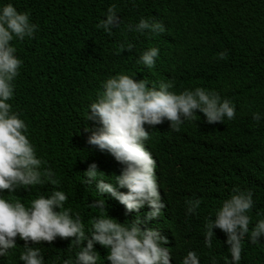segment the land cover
Wrapping results in <instances>:
<instances>
[{"label": "trees", "instance_id": "16d2710c", "mask_svg": "<svg viewBox=\"0 0 264 264\" xmlns=\"http://www.w3.org/2000/svg\"><path fill=\"white\" fill-rule=\"evenodd\" d=\"M8 2L19 11H29L32 22L39 25L33 38L12 42L23 64L10 103L26 122L28 138L43 160L50 157L46 135L84 155L73 114L85 116L101 82L110 75L135 74L134 79L145 78L156 86L171 80L177 93L196 87L215 90L235 104L234 119L209 124L197 110L200 118L185 122L179 131L167 125L151 131L158 139L154 149L163 165L159 180L169 189L157 221L168 226L160 233L167 238L172 264H182L192 250L201 264H212L217 249L214 244L205 246L204 225L234 187L253 192L252 217L264 214V119L253 118L256 112L264 114V0H0ZM112 5L121 25L108 34L97 24ZM141 18L163 22L166 31H127ZM125 41L135 48L117 55V46ZM150 47L160 49L152 69L136 63L139 53ZM225 50L227 58L220 59L217 54ZM89 153L102 157L93 149ZM52 167L63 175L66 202L76 201L71 212L79 213L92 196V187L80 174L57 163ZM178 180L181 201L172 196L169 184ZM50 188L46 182L0 195L27 205L34 196L50 194ZM196 198L202 201L199 208L186 214V202ZM38 247L46 264H62L70 256L47 244ZM22 248L18 242L7 256H0V264H23ZM98 253L97 264H106L104 251Z\"/></svg>", "mask_w": 264, "mask_h": 264}, {"label": "clouds", "instance_id": "9594fccd", "mask_svg": "<svg viewBox=\"0 0 264 264\" xmlns=\"http://www.w3.org/2000/svg\"><path fill=\"white\" fill-rule=\"evenodd\" d=\"M117 14L116 5L110 6L97 28L111 34L121 25ZM38 29L29 11H19L11 2L0 3V192L51 183L50 194L34 196L27 205L0 195V256H7L21 242L23 264H46L38 247L43 244L70 255L62 264H97L98 250L104 251L106 264H172L167 238L160 233L168 226L157 221L169 189L159 180L163 165L154 149L158 139L151 131L159 125L179 131L185 122L196 119L197 110L207 123H223L225 118H235V104L215 90L196 87L177 93L172 91L171 80L156 86L145 78L134 79L135 74L115 73L101 82L85 116L73 114L84 155L46 135L50 157L45 161L28 138L26 122L10 103L23 64L12 42L31 39ZM127 31L163 33L166 27L163 22L141 18ZM134 48V43L125 41L117 46L116 54ZM159 53L158 47H150L139 53L136 63L152 69ZM217 55L227 58L226 50ZM253 118L259 122L264 114L256 112ZM90 149L102 157L90 156ZM53 163L80 174L93 189L77 214L70 210L76 201L66 202L63 175L55 174ZM169 184L172 196L181 201L180 181ZM253 195L251 190L234 187L205 222V246L214 244L217 249L212 264H264V214L250 215ZM201 202L199 198L187 201L186 214L195 213ZM148 221L154 224L146 226ZM182 264L201 261L192 250Z\"/></svg>", "mask_w": 264, "mask_h": 264}, {"label": "rangeland", "instance_id": "374dc122", "mask_svg": "<svg viewBox=\"0 0 264 264\" xmlns=\"http://www.w3.org/2000/svg\"><path fill=\"white\" fill-rule=\"evenodd\" d=\"M154 223L153 222H146V226H149V227H151L152 225H153ZM173 231H174V234L177 236V232H176V230L174 229V227H173ZM183 254V253H182Z\"/></svg>", "mask_w": 264, "mask_h": 264}, {"label": "bare ground", "instance_id": "6f19581e", "mask_svg": "<svg viewBox=\"0 0 264 264\" xmlns=\"http://www.w3.org/2000/svg\"><path fill=\"white\" fill-rule=\"evenodd\" d=\"M156 174H157V176H159V169L158 168L156 169ZM181 243H183V242H181ZM182 253H184L183 250H182Z\"/></svg>", "mask_w": 264, "mask_h": 264}]
</instances>
